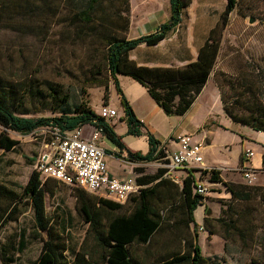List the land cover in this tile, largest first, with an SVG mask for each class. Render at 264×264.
<instances>
[{"label":"rangeland","instance_id":"obj_1","mask_svg":"<svg viewBox=\"0 0 264 264\" xmlns=\"http://www.w3.org/2000/svg\"><path fill=\"white\" fill-rule=\"evenodd\" d=\"M86 1L0 0V96L10 103L22 102L31 112L25 116L34 118L58 116L61 108L72 111L90 108L99 114L101 107L112 100V106L118 112L117 121L113 120L120 130V118L125 116V110L110 77L108 45L114 39H133L137 32L144 31V28H138L136 21L130 28L132 12L133 19H138L143 2L100 0L92 21L83 23L76 20L75 15L85 8ZM211 2L216 6L210 11L213 15L227 4V0L200 1L201 5ZM158 4L161 15L171 14L169 0H159ZM127 20L129 28L125 30ZM154 27L156 24H151L150 28ZM219 40V55L208 79L205 96L212 91L222 104L223 94L234 112L245 120L264 116V0H237ZM120 76L122 80L131 79ZM251 87L253 94L249 92ZM212 103V109L218 112L216 102L213 100ZM135 107L141 118L150 112L148 101ZM205 115V108L198 111L195 107L184 119L179 116L170 119L174 125L181 120L192 127L201 124L194 137L206 145L204 162L212 168L211 172L202 175L208 191L203 205L194 213L199 225L195 231L197 242L206 258L203 264H264V164L262 162L252 182L241 172L245 151L256 153L250 159V166L261 159L264 132H255L238 124L243 130L239 133L237 123L227 118L223 111L221 118L215 116V122L221 121L225 128L216 126L213 119L203 122ZM92 129V126H85L83 135H89ZM3 130L0 127V133ZM6 132L19 144L12 151L0 148V186L15 192L17 199L11 201L0 195V214L5 216L15 203L24 213L15 222L0 224V264H3L1 258L13 260L6 261L8 264H29L39 255L46 234L36 230L32 208L20 196L35 171L43 141H51V128H41L27 136L11 130ZM101 142L108 163L113 160V143L105 136ZM211 143L213 146L207 147ZM163 164L164 161H160L148 165L149 175L155 174ZM182 173L174 172L173 175H186ZM138 175L131 174L133 178ZM194 176L199 178L200 174ZM214 176L218 182L213 181ZM46 182L49 190L55 193L53 197L46 195L47 214L65 236L70 252H75L83 245L89 231V224L77 208V188L50 179ZM172 184L160 187L155 200L163 208L165 217L161 230L151 245L131 247L141 263L150 262V256L153 259L173 250L183 251L185 240L191 238L193 225L186 227L187 208L178 189L182 184ZM232 190L249 197H234ZM87 194L100 197L95 193ZM136 205L137 201L133 199L117 211L101 210L100 214L113 217L129 213Z\"/></svg>","mask_w":264,"mask_h":264},{"label":"trees","instance_id":"obj_2","mask_svg":"<svg viewBox=\"0 0 264 264\" xmlns=\"http://www.w3.org/2000/svg\"><path fill=\"white\" fill-rule=\"evenodd\" d=\"M99 2L100 0H87L85 8L76 13L75 19L83 23H90ZM191 2L192 0H170V19L150 35L135 39L121 38L109 41L107 61L110 77L125 110L128 132L140 137L143 135L141 129L147 128L150 144V151L144 156L139 153L128 152L129 161L149 163L163 159L165 154L162 151L158 152V146L161 143L145 126L144 122L136 117L129 100L120 87L118 76H129L145 87L166 115L182 117L200 96L215 68L220 49L219 38L222 37L223 31L228 25L230 14L235 9L237 0H228L220 21L211 30L206 43L200 49L197 61L183 67H145L139 66L130 59V52L141 44L158 45L176 31L182 23L184 9ZM128 28L129 20H127L124 29L128 30ZM249 92L250 94L254 93L252 87ZM222 104L226 115L232 121L253 130L264 132V116H257L251 120L241 118L234 112L232 104L227 103L223 94ZM30 113V110L22 102L19 104L10 103L0 96V127L4 129L0 133L1 149L12 151L19 144L17 140L12 139L7 134V130L27 136L41 128L58 127L62 133H70L88 125L102 129L103 135L109 141L120 149H126L122 143V137L116 133L111 124L90 108L75 109L74 111L61 108L60 114L54 117L34 118L25 116ZM244 163L243 157L241 165ZM164 173L165 170L160 168L153 175L138 177V183L144 185L145 189L129 200H136L137 205L129 213H119L113 217H103L100 211H117L123 208L124 204L103 197L94 198L87 194V191L77 188V208L83 220L89 224V231L87 239L80 249L70 252L65 236L56 225H53L54 222L47 214L46 195L49 194L53 197L55 193L53 190H49L47 182L43 181L40 173L36 170L33 171L27 184L23 187L20 197L31 206L36 230L39 233H45L46 238L42 242L39 255L29 264H203L206 258L202 255L197 242L198 234L195 231L199 229V225L195 220L194 213L199 206L203 205L204 196L194 192L193 175L183 178L182 187L176 185L177 188L179 187L181 197L187 208L186 227L189 228L191 224L193 225L191 238L185 240V249L183 251L173 250L162 257H153V259L150 256V262L145 263H141L131 250V247L151 245L154 236L164 224L163 208L155 200L158 198L160 187L171 186L174 182L164 178ZM213 178L214 182L219 181L216 176ZM155 181L157 182L155 183ZM232 193L234 197L241 199H248L249 197L248 194L243 195L233 190ZM0 195L11 201L17 199V194L9 191L5 186H0ZM171 198L173 201L174 195ZM17 204L11 205L5 216H3L4 213L0 214V224L15 222L24 213ZM169 206L173 207V204L170 203ZM68 253L70 257L67 256ZM1 261L3 264H8L6 261L13 262L11 259L6 260L4 258H1Z\"/></svg>","mask_w":264,"mask_h":264},{"label":"crops","instance_id":"obj_3","mask_svg":"<svg viewBox=\"0 0 264 264\" xmlns=\"http://www.w3.org/2000/svg\"><path fill=\"white\" fill-rule=\"evenodd\" d=\"M158 1L159 0H142L143 5L140 7L141 12H139L138 14V19H133L132 12L130 28L134 27L135 21L137 22L138 28H144V31L141 34L137 32L133 39L142 36H147L156 32L162 24L168 22V20L170 19V13H168L167 16L165 14H160L161 12ZM200 1L201 0H192L191 4L184 9L182 14V23L178 27V29H176V31L172 32L166 39L162 40L158 45L148 46L145 43L141 44L139 47L130 52V59L135 61L139 66L145 67H183L191 62L197 61L200 49L206 43L211 30L219 22L221 14L224 12L227 5L226 4L224 8H221L218 13L213 15L210 13V11L216 7L214 3L211 2L209 4L207 3L206 5H201ZM131 3H133V0H131ZM157 16H159V21H156ZM151 24H156L157 27L150 28ZM118 80L120 83V87L122 88L130 104L132 105L133 110L135 109L134 112L136 111V105L139 106L145 101L150 102V112L144 118L138 116L136 112L135 115L140 121L144 122L145 126L149 128L150 132L155 136V138L161 144L166 145L169 150L177 149V139L183 135H191L193 136V140L201 142L198 139L196 140V138L194 137V133L198 131V129L201 127V124L199 126L192 127L185 120H181L177 122L176 125H174V121L170 120L173 116L166 115L164 111L158 107V105L149 95L145 87H143L140 83L136 82L132 78L130 80H122V76L119 75ZM124 84L126 85L124 86ZM206 87L207 85L205 86V88ZM205 88L203 89L202 93L197 98L195 103L192 105L190 110L181 118L184 119L185 117L189 116V113H191V111L195 107L198 111L203 110L204 108L206 109V117L203 122H206L209 119H213L214 122L217 121L215 120V116H221L222 111L226 115L222 104H219L220 99L218 95L210 91L209 95L206 97ZM113 93L114 90L112 88V95ZM116 96L120 100L117 92ZM213 100L216 102V108L219 107L218 112L212 109ZM111 101L109 106L114 108L112 106ZM198 103L200 104L198 105ZM227 118L229 117L227 116ZM115 120H110L108 122L114 128L116 133L122 137V143L126 146V149H120L115 144L111 145V147H113L111 152V157H113V160H109L108 162V166L111 172L119 178L132 177L131 174L133 172L139 173L136 178L140 176L149 175L150 172L147 170L146 167L157 161L149 163H136L129 161V159L127 158L128 152L139 153L143 156L148 154V152L150 151V144L147 136V128H142L141 130L143 132V135L140 137H136L128 132L129 129L125 116L120 118V130L117 129ZM215 123L216 126L225 128V125H223L221 121ZM238 124L239 123H237V127ZM189 127L191 129H189ZM239 127L237 128V130H239L240 133L243 130ZM247 128L255 132H261L253 130L249 127ZM208 134H211V131H208ZM161 144L158 146V152L160 151L159 148ZM212 146L213 145L211 143L207 147ZM242 146L243 148L245 147L243 142ZM263 156L264 152L261 155V159H259L255 165L251 166L256 169H260L263 162ZM245 162H248L250 164L251 160L245 159ZM175 176L178 178H183L181 175ZM163 177L166 178L164 175ZM156 182L157 181H155V183Z\"/></svg>","mask_w":264,"mask_h":264},{"label":"built area","instance_id":"obj_4","mask_svg":"<svg viewBox=\"0 0 264 264\" xmlns=\"http://www.w3.org/2000/svg\"><path fill=\"white\" fill-rule=\"evenodd\" d=\"M99 116L110 121L118 117V112L115 108L104 105L100 109ZM92 128L91 133L86 136L83 135L84 127L70 133H62L58 127L51 128V141H43L35 170L40 173L43 181L54 179L68 186L125 204L132 197L140 194L145 186L139 184L137 178H119L111 172L106 162L107 152L101 142L103 131L94 126ZM177 146V149L169 150L166 145L161 144L159 148L165 154L163 159L157 161H164L161 165L165 170L164 176L181 184L184 177L193 175L194 192L204 196L208 188L202 180V175L212 170L204 162L206 145L193 140L191 135H183L177 139ZM254 156L252 150L244 152V159L250 160ZM258 170L245 162L241 172L252 182ZM174 172H185L186 175L178 178L173 175ZM195 173L200 174L199 178L194 176Z\"/></svg>","mask_w":264,"mask_h":264},{"label":"water","instance_id":"obj_5","mask_svg":"<svg viewBox=\"0 0 264 264\" xmlns=\"http://www.w3.org/2000/svg\"><path fill=\"white\" fill-rule=\"evenodd\" d=\"M251 22L253 23L254 22V19H252Z\"/></svg>","mask_w":264,"mask_h":264}]
</instances>
